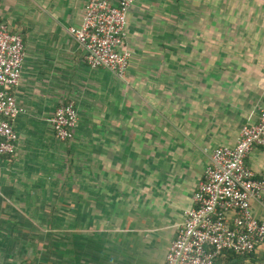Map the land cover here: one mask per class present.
Returning a JSON list of instances; mask_svg holds the SVG:
<instances>
[{
	"label": "crops",
	"instance_id": "crops-1",
	"mask_svg": "<svg viewBox=\"0 0 264 264\" xmlns=\"http://www.w3.org/2000/svg\"><path fill=\"white\" fill-rule=\"evenodd\" d=\"M85 2L0 0L24 45L16 151L0 157V264H165L213 150L264 102L259 0H139L123 78L90 69L69 35ZM66 104L78 122L60 142L51 118ZM245 162L264 182V150ZM251 211L264 220V190ZM226 264H264V245Z\"/></svg>",
	"mask_w": 264,
	"mask_h": 264
},
{
	"label": "built area",
	"instance_id": "built-area-1",
	"mask_svg": "<svg viewBox=\"0 0 264 264\" xmlns=\"http://www.w3.org/2000/svg\"><path fill=\"white\" fill-rule=\"evenodd\" d=\"M138 1L86 0L80 26L70 27L68 33L84 49L90 69L125 76L130 59L125 49L127 18L131 6ZM23 61L22 36L0 24V157L16 151L18 135L13 122L23 109L13 89L19 84ZM77 122L73 104L59 106L51 118L57 140L71 141ZM254 148L264 150V102L257 122L241 128L234 146L213 150L193 193V207L185 213L165 264H215L225 253L245 256L264 245V220L257 219L251 211V200L261 199L264 182L245 162Z\"/></svg>",
	"mask_w": 264,
	"mask_h": 264
},
{
	"label": "trees",
	"instance_id": "trees-1",
	"mask_svg": "<svg viewBox=\"0 0 264 264\" xmlns=\"http://www.w3.org/2000/svg\"><path fill=\"white\" fill-rule=\"evenodd\" d=\"M235 254L233 253H225L223 254L220 258H218L216 261H215V264H226V262L229 261V259L234 256Z\"/></svg>",
	"mask_w": 264,
	"mask_h": 264
}]
</instances>
